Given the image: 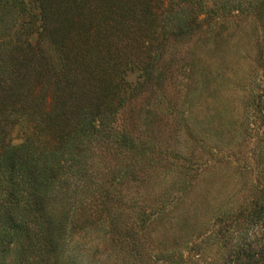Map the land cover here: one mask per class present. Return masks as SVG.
Listing matches in <instances>:
<instances>
[{
    "label": "rangeland",
    "instance_id": "obj_1",
    "mask_svg": "<svg viewBox=\"0 0 264 264\" xmlns=\"http://www.w3.org/2000/svg\"><path fill=\"white\" fill-rule=\"evenodd\" d=\"M81 112L133 138L128 172L123 149L104 164L135 250L72 234L61 264L264 260V0H0V145L68 141L94 177L109 149L85 117L72 140Z\"/></svg>",
    "mask_w": 264,
    "mask_h": 264
},
{
    "label": "trees",
    "instance_id": "obj_2",
    "mask_svg": "<svg viewBox=\"0 0 264 264\" xmlns=\"http://www.w3.org/2000/svg\"><path fill=\"white\" fill-rule=\"evenodd\" d=\"M104 116L81 112L72 133V140H76L86 132L85 121L79 124L85 117L84 120H90L88 124L94 120V133L105 134L108 159L105 153L94 156L101 163L94 177L79 170L71 178V169L76 167L74 157L60 156L68 141L57 152L44 157L31 135L16 144L0 145V264H61L67 239L72 234L82 235L81 239L97 235L93 246L114 243L135 250L131 238L133 227L117 222L120 205L106 190L105 178L108 175L113 178L115 171L104 164L116 157L115 148L123 149L130 153L126 169H122V175L125 174L137 162V153L132 150L135 144L132 136L117 123L115 114ZM112 119L117 121L116 125H111ZM261 127L264 134V114ZM256 206L248 219L264 227V199ZM86 246L89 245L78 242L75 248ZM248 257L249 264H257L259 260L260 264L264 263L260 256ZM7 258L11 261L7 262Z\"/></svg>",
    "mask_w": 264,
    "mask_h": 264
}]
</instances>
